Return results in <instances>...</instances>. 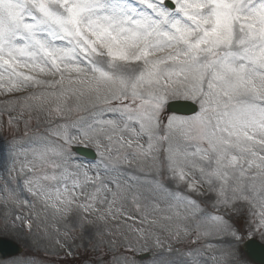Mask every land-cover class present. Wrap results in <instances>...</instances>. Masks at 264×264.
I'll use <instances>...</instances> for the list:
<instances>
[{
	"label": "snow or ice",
	"instance_id": "1",
	"mask_svg": "<svg viewBox=\"0 0 264 264\" xmlns=\"http://www.w3.org/2000/svg\"><path fill=\"white\" fill-rule=\"evenodd\" d=\"M0 97L9 126L25 111L52 124L0 149L5 206L39 201L82 225L131 219L143 247L168 255L187 238L186 261L148 264H208L198 245L212 234L228 239L207 245L222 249L211 264H241L239 245L264 238V0H0ZM175 100L190 114H172ZM78 143L95 159L80 161ZM141 162L150 178L134 174ZM129 199L140 217L126 214ZM149 208L175 219L167 238ZM15 222L31 233V220Z\"/></svg>",
	"mask_w": 264,
	"mask_h": 264
},
{
	"label": "rangeland",
	"instance_id": "2",
	"mask_svg": "<svg viewBox=\"0 0 264 264\" xmlns=\"http://www.w3.org/2000/svg\"><path fill=\"white\" fill-rule=\"evenodd\" d=\"M4 99H7V97H0V100ZM19 111V107H17V111L12 112L11 115L18 116ZM87 115L86 112H73L69 114L68 119L76 120ZM8 116L7 106L0 103V149L15 142L28 144L32 139L45 135L46 129L52 126L49 123L50 118L43 111H33L31 113L25 111L21 122L13 126H9ZM25 123L27 125V136L24 135ZM75 145L82 144L78 143L73 146ZM73 153L82 162L91 161L80 157L75 151ZM141 166L143 172L134 169V174L142 178H150L152 168L145 162H141ZM21 178L18 177V179ZM145 203L147 201L142 199L141 204ZM163 208L164 205H161V209ZM239 208L240 212L233 216V221L238 222L236 223L238 228H243L249 205L241 204ZM147 211L151 213L150 219L155 217L160 222L159 226L153 227L152 230L167 238L168 234L174 231L175 219L173 221L164 220L163 216L168 214L166 210L151 212L149 208ZM125 212L133 218H138L142 214L137 211L130 199L125 202ZM15 215H21L23 218L31 220V233H25L24 230L19 229V222L13 223ZM56 227L59 228V232L55 231ZM137 227H139L138 224L123 217H117L116 220L107 222L96 220L93 223L82 225L76 214L73 213L72 216L66 219L58 220L54 217L52 211L45 209L39 201H36L32 208L15 201H9L5 206L3 195L0 194V236L8 237L24 247V252L21 255L6 261L34 260L35 264H120V261L127 257L134 264H148V261L160 259L161 256H167L169 259L187 260L184 255L188 251V248L185 247V245H188L187 238L179 241H169L172 243L174 251L168 255L162 249L152 247L151 240L148 241V247H143V242L139 241L135 231ZM254 237L264 241V238L259 235ZM227 239L228 237L221 238L216 234L203 238L198 245L204 253L200 259L211 264L212 255H219L222 249L208 248L207 245L222 244ZM57 240L60 241V244L56 243ZM243 243L239 245L238 251L241 264H255L245 256ZM131 249H135L134 255ZM144 253H152V255H148L146 259L141 260L140 255Z\"/></svg>",
	"mask_w": 264,
	"mask_h": 264
},
{
	"label": "water",
	"instance_id": "3",
	"mask_svg": "<svg viewBox=\"0 0 264 264\" xmlns=\"http://www.w3.org/2000/svg\"><path fill=\"white\" fill-rule=\"evenodd\" d=\"M191 105L183 106L179 109H173L179 112H188ZM248 255L260 264H264V245L256 240H251L246 245ZM22 252V248L9 239L0 238V261L6 257L17 255Z\"/></svg>",
	"mask_w": 264,
	"mask_h": 264
}]
</instances>
